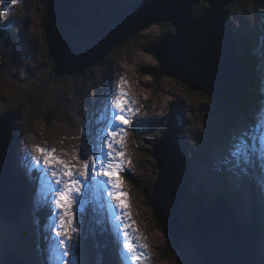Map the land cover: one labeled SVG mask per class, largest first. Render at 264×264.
<instances>
[{
    "label": "rangeland",
    "instance_id": "1",
    "mask_svg": "<svg viewBox=\"0 0 264 264\" xmlns=\"http://www.w3.org/2000/svg\"><path fill=\"white\" fill-rule=\"evenodd\" d=\"M47 2L32 0L31 9L26 12L25 0H17L16 4L12 0H0V12L4 13V18L0 19V36L8 29L7 38L15 35L19 41V56L14 44H11L13 56L10 62L3 59L0 51L3 61L0 62V116H18L17 129L21 135L14 146L16 162H13V166L17 165L21 172L24 171L20 173L24 177L22 180L30 185L28 196L31 202V209L27 213L24 211L18 221L0 216V264H7V258L12 253L24 256L28 264H48L49 246L54 239L49 225L55 222L56 217L52 215L50 207L37 206L41 170L29 168L25 156H39L35 146L41 145L55 148L57 155L72 160L74 150L82 153L85 143L91 147L99 131L108 124L107 119L101 121L107 109L103 103L121 78L127 81L122 86L128 90L133 107L138 110L134 115L130 114L132 123L124 126L126 160L121 176L123 190L129 194L135 226L143 239L149 238L146 249L148 259L142 264H200L201 261L192 244L186 241L181 243L173 256L164 257L171 239L167 230L163 231L160 227L162 222L155 216L152 199L149 202L147 197L148 189L154 187L159 178L153 151L161 143L173 114L185 118L182 134L192 175V194L204 193L205 201L211 206L216 205L221 194L225 196L238 213L239 220L250 223L257 232L259 229L257 244L264 255V146L255 144L251 163L243 170L225 163L234 139L264 117V68L261 103L252 107L248 116L243 113V105L236 103L235 108L234 105L230 106L232 102L221 112L212 103L215 101L213 98L161 73L155 48L166 34L161 24L157 23L115 48L107 59L113 60L111 69V65L103 62L92 66L83 75L56 77L47 50L44 26ZM262 8L254 0H238L230 14L231 24L236 32L239 31L240 39L242 34H256L252 36L256 47L264 41ZM260 56L263 57L264 52ZM7 62L16 65L13 71L6 67ZM215 109L219 110L217 114ZM84 159L81 154L80 160L73 163L79 165ZM29 174L35 176L32 182L27 178ZM33 183L35 187L32 188ZM93 191L91 188L85 189L87 202L76 208V223L81 231L73 241L75 248L70 253V260L72 264H98V261L100 264H115L111 261L112 256L109 257L115 233L109 234L103 226L104 210L107 209V214L114 217L113 209L97 203L104 200L102 197L96 196L92 200ZM102 196L105 197L104 194ZM110 200L115 202L112 197ZM188 206L192 208L193 204L188 203ZM38 210H45L44 226L37 216ZM255 216L258 225L253 224ZM43 238L45 243L41 241ZM116 247L121 250L119 238ZM76 249L81 256H76Z\"/></svg>",
    "mask_w": 264,
    "mask_h": 264
},
{
    "label": "water",
    "instance_id": "2",
    "mask_svg": "<svg viewBox=\"0 0 264 264\" xmlns=\"http://www.w3.org/2000/svg\"><path fill=\"white\" fill-rule=\"evenodd\" d=\"M237 1L50 0L46 40L55 73L81 74L147 27L170 23L175 31L166 34L155 48L162 74L228 105L240 92L247 62L240 53L226 9ZM31 3L32 0L26 2V11L31 9ZM200 3L207 4V8L197 16L193 8ZM12 43L17 53L14 40L2 42L5 59ZM12 56L11 53L8 62ZM17 117L0 116V216L11 221L22 217L26 195L24 183L13 166ZM182 125L181 117L173 114L153 153L159 178L151 197L156 218L178 239L188 234L181 207L190 199L193 185L181 137ZM194 204L195 219L189 228L198 236L192 247L202 264H264L256 228L235 217L225 196L221 194L217 204L211 206L199 193ZM7 264L28 263L24 256L12 253Z\"/></svg>",
    "mask_w": 264,
    "mask_h": 264
},
{
    "label": "snow or ice",
    "instance_id": "3",
    "mask_svg": "<svg viewBox=\"0 0 264 264\" xmlns=\"http://www.w3.org/2000/svg\"><path fill=\"white\" fill-rule=\"evenodd\" d=\"M13 4L17 0H12ZM4 13L0 12V19ZM0 62L2 58H0ZM127 83L123 78L116 86V92L108 105L111 115L107 118L108 124L99 131L96 142L90 147L83 145L82 153L73 151L72 160H65L57 155L55 148L36 145L37 157L25 156L29 168L41 170L39 188L37 190V206H48L52 215L56 217L52 229L53 240L49 246L50 256L48 264H72L70 253L75 245L73 241L81 229L77 227L76 208L82 206L85 200V189H93L95 198L106 191L109 197L116 201V214L114 225L120 240L122 264H142L148 259L145 251L147 243H142V237L136 221L132 219L129 194L123 190L121 173L125 170L126 154L123 147L125 136L124 126L132 123L130 114L134 115L137 109L133 107L129 93L123 88ZM105 117H101L103 121ZM264 146V117L252 128L238 135L231 143L225 163L234 168L243 170L251 163L255 154V144ZM81 154L85 159L78 165ZM131 163L130 160L127 161ZM105 185L109 187L104 188ZM111 207V205H110ZM78 264V262H77Z\"/></svg>",
    "mask_w": 264,
    "mask_h": 264
},
{
    "label": "trees",
    "instance_id": "4",
    "mask_svg": "<svg viewBox=\"0 0 264 264\" xmlns=\"http://www.w3.org/2000/svg\"><path fill=\"white\" fill-rule=\"evenodd\" d=\"M254 1H255L256 5L259 4L263 7L260 11L263 12V14H264V0H254ZM233 5H230L226 8L227 12H228V17L230 20H231L230 14H231V9L233 8ZM206 8H207V5L205 3H200L196 6H194L193 12L195 15L198 16ZM47 9H48V5L45 9V15H44V26H45V28H46V25L48 24ZM160 24H161L165 34L173 33L175 31V28L170 23H160ZM263 27H264V22H263ZM7 30L5 31V33L2 37L0 36V38H1L0 39V46L1 47H2V41L7 38V35H6ZM237 32H239V31H237ZM253 35H254V37L256 36L255 33H252V35H247V36H243V34H242L241 39L239 37H236L238 42H239L240 53L244 58H246L247 62H246V67H245V78H244V81L240 87V92L234 98L232 103L230 104V106L234 105L235 108H236V106H235L236 103L239 105H243V108H244L243 113L247 114V116L249 114L250 109H252V107H256L259 102L261 103L262 97L260 95V91L263 89V86H261V80H260V78H261L260 74H261L262 70H261V64L259 62V56H260V53L263 51V47H261L260 49L256 48V46H255L256 41L254 40V37L252 39ZM4 36H5V38H4ZM47 50H48L49 58L51 59V62H52V66H53L52 67L53 75L57 77V75L55 73V63L52 60V56H51V53H50L48 47H47ZM0 51H1V49H0ZM111 53L109 55H111ZM109 55L107 57H105L104 59H102L99 63H103V62L106 63L107 62L109 65H111L110 66V69H111L113 60L107 61V59H109L108 58ZM261 60L262 59H260V61ZM89 69H86L83 72V74L87 73ZM65 77H68V76H64V78ZM212 103H214L215 108L219 109L221 112L223 111V108L230 107V106L222 105V104L218 103L217 101H213ZM217 109L214 110L215 114H217L219 112V110H217ZM249 117H250V115H249ZM183 124H184V121H183ZM153 153H154V151H153ZM24 185L28 188V186L25 184V182H24ZM27 188H26V190H27ZM27 192H28V190H27ZM153 192H154V187L148 189V191H147V194H148L147 197L149 199V202L151 201V197H152ZM200 193H202V192H200ZM28 194H29V192L27 193V196H28ZM202 194L204 196V193H202ZM198 195H199V193H197L196 195L191 194L190 199L186 200L181 207V216L184 219V222H185L186 228H187L186 231L188 233L185 236V238L178 239V238L172 237L166 231L165 226L162 223H160V227L163 229V231L167 232V234L169 235V237L171 239V244L169 245L168 248L166 246V248H165L166 251L163 254L165 258H169V257L173 256L175 251L181 247L182 242L184 243V241H186V242H189L193 245L198 240L197 234L189 228V226L192 224L193 220L195 219V208H196V206L194 204V201ZM188 203L193 204V207L191 208L190 206H188ZM30 205L31 204H30V199H29L28 202L26 203V206H25V210H24L25 213H27L28 209H31ZM150 205H151V203H150ZM234 210H235V208H234ZM36 213H37V216L39 217V219L41 220V223H42L41 225L44 226L45 210H38ZM32 215H34V213ZM235 217L238 218V213H236V212H235ZM254 218L255 219L253 220L254 221L253 224L258 225L257 217L255 216ZM259 233L260 232L258 229V234ZM43 235H44V238H46L44 233H43ZM44 238L41 241H44ZM199 263L202 264V261H200Z\"/></svg>",
    "mask_w": 264,
    "mask_h": 264
},
{
    "label": "bare ground",
    "instance_id": "5",
    "mask_svg": "<svg viewBox=\"0 0 264 264\" xmlns=\"http://www.w3.org/2000/svg\"><path fill=\"white\" fill-rule=\"evenodd\" d=\"M32 4V3H31ZM9 47H10V49H9V51L7 52V57H6V60L8 61L9 60V58H10V56H11V53H12V51H11V45L9 44L8 45ZM10 62V61H9ZM262 62H264L263 61V58H262ZM6 67L8 68V69H10L11 68V70L13 71V68H15L16 67V65L15 64H13V63H8L7 62V65H6ZM264 68V67H263ZM12 73V72H11ZM111 79H112V76L110 77ZM125 89V88H124ZM126 90V89H125ZM193 90V89H192ZM127 92H128V90H126ZM115 92H116V87L113 89V90H111L110 91V93H109V98L106 100V101H104V108L106 109V107H107V109H106V111H105V114H103V116L105 117V116H109V115H111V111L108 109V105L110 104V101L112 100V98H113V96H114V94H115ZM106 102V103H105ZM153 110V109H152ZM105 119H107V118H105ZM183 119H185V118H183ZM182 119V120H183ZM183 121H185V120H183ZM106 124H104V126H105ZM93 129V128H92ZM184 141V140H183ZM22 142V141H21ZM184 144H185V141H184ZM19 147V146H18ZM16 150H17V146H16ZM22 154V153H21ZM263 161V160H262ZM21 163L23 164V162L21 161ZM259 166H261V165H259ZM15 168L17 169V170H19V168L17 167V165L15 166ZM261 170H262V168H261ZM21 172V171H20ZM22 174L24 173V171L22 170V172H21ZM204 177H203V180H204V178H205V175H203ZM27 178L29 179V180H31V182H32V180L33 179H35V176L34 175H28L27 176ZM227 183H229L228 181H226ZM25 184L28 186V188H29V183L28 182H26V180H25ZM33 187H35V184L33 183V185H32V188ZM109 186L108 185H105L104 186V188L105 189H107ZM25 188H27L26 186H25ZM28 188H27V190H28ZM29 191V190H28ZM102 194H104V196L105 197H103L102 196ZM29 197L30 196H25V199H26V203L28 202V200H29ZM98 197H102L104 200H100V201H98L97 203H103V204H106V205H111V208L113 209L112 211H113V215L115 216V214H116V208H115V202H113L112 200H110V198L111 197H109L108 195H107V192L106 191H103V192H101L99 195H98ZM109 198V199H108ZM94 198H92V200H93ZM107 199H108V201H107ZM94 202V201H93ZM109 210V209H108ZM107 209H105L104 210V214H105V219H104V221H105V224L103 225L104 226V229H106L107 230V232L110 234V233H115L114 235H116L117 234V232H116V230H115V228L113 227L114 225H116L114 222H116V220H114L113 218L114 217H110V215H108L107 214ZM110 211V210H109ZM117 222H119V221H117ZM117 224H119V223H117ZM112 225V226H111ZM39 232H40V230H39ZM148 232V231H147ZM112 236L113 237V240H114V245H113V247H112V249L110 250L111 251V253L109 254V257H111L112 256V258H111V261L112 262H114L115 264H122V261H121V250L120 249H118L117 247H116V243H117V241H118V238H119V240H121V237L120 236ZM152 236V235H151ZM155 236H156V234H155ZM148 237H146L145 239H143L141 242L142 243H147L149 240V238L147 239ZM156 238V237H155ZM158 238V237H157ZM152 240V239H151ZM44 242V241H43ZM151 242V241H150ZM45 243V242H44ZM104 246V245H103ZM110 246V245H109ZM258 248H259V246H258ZM109 251V250H108ZM146 251V250H145ZM74 256V255H73ZM76 256H81V253L78 251V249H76ZM85 264H86V262H85Z\"/></svg>",
    "mask_w": 264,
    "mask_h": 264
}]
</instances>
